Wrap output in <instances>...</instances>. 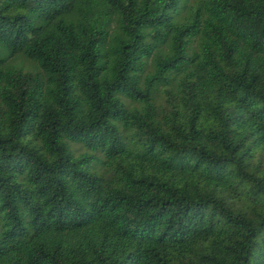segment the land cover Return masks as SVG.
I'll list each match as a JSON object with an SVG mask.
<instances>
[{
  "label": "trees",
  "instance_id": "1",
  "mask_svg": "<svg viewBox=\"0 0 264 264\" xmlns=\"http://www.w3.org/2000/svg\"><path fill=\"white\" fill-rule=\"evenodd\" d=\"M0 264H264V0H0Z\"/></svg>",
  "mask_w": 264,
  "mask_h": 264
},
{
  "label": "rangeland",
  "instance_id": "2",
  "mask_svg": "<svg viewBox=\"0 0 264 264\" xmlns=\"http://www.w3.org/2000/svg\"><path fill=\"white\" fill-rule=\"evenodd\" d=\"M0 222H1V219H0Z\"/></svg>",
  "mask_w": 264,
  "mask_h": 264
}]
</instances>
